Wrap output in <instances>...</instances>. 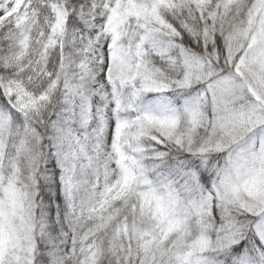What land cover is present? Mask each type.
I'll return each mask as SVG.
<instances>
[{
  "label": "snow or ice",
  "instance_id": "1",
  "mask_svg": "<svg viewBox=\"0 0 264 264\" xmlns=\"http://www.w3.org/2000/svg\"><path fill=\"white\" fill-rule=\"evenodd\" d=\"M0 264H264V0H0Z\"/></svg>",
  "mask_w": 264,
  "mask_h": 264
}]
</instances>
